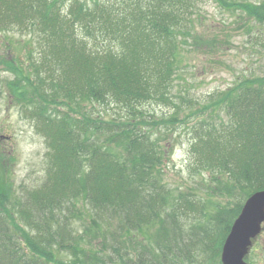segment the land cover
<instances>
[{
	"label": "trees",
	"instance_id": "1",
	"mask_svg": "<svg viewBox=\"0 0 264 264\" xmlns=\"http://www.w3.org/2000/svg\"><path fill=\"white\" fill-rule=\"evenodd\" d=\"M214 1L264 25V0ZM121 2L0 0V31H32L46 52V82L25 50L32 78L7 88L25 104L39 88L43 106L30 109L49 147L40 184L11 194L0 175V264H222L233 220L264 189V73L211 93L185 118L201 113L188 127L201 178L184 189L166 181L169 148L135 108L160 100L176 109L168 87L194 0ZM29 72L20 68L23 81ZM84 101L125 114L83 115Z\"/></svg>",
	"mask_w": 264,
	"mask_h": 264
},
{
	"label": "rangeland",
	"instance_id": "2",
	"mask_svg": "<svg viewBox=\"0 0 264 264\" xmlns=\"http://www.w3.org/2000/svg\"><path fill=\"white\" fill-rule=\"evenodd\" d=\"M119 1L121 0H110L112 4ZM130 1L136 3L140 0H124L119 6L126 9L124 5L129 7ZM190 11L193 30L191 36H185L187 43L180 49L168 87L169 102L175 103L176 109L160 100L146 102L135 108L136 113L140 111L137 118L146 128H152L159 145L162 147L167 144L169 152L164 160L165 179L179 189L193 187L191 185L201 178L199 173L191 172V138L188 132L190 124L195 122L196 117L200 118L201 113L193 118H185L200 110L211 93L237 83L242 76L264 73L263 24L247 19L239 10H226L214 0H194ZM31 32L15 28L0 31V175L11 184V194L23 187L30 188L40 184L45 177L49 159V147L36 126L35 111L30 109L34 101L35 104L40 103L36 109L43 106L39 99V88L32 90L28 86L36 95V100L26 104L21 97L19 100L10 95L7 88L8 81L13 80L14 84L23 88L24 82H30L32 77L27 68L29 61H25L28 59L26 51L32 53L35 62L33 69H39L46 82V52L41 56L39 40ZM193 36L199 39V44L194 42ZM20 68L29 72L27 80L24 76L23 81ZM80 109L83 115H103L109 121L125 114L124 109L116 105L89 101L82 102ZM174 110H178V113L174 114ZM78 115L77 111L75 116ZM222 116L224 114L221 113ZM183 120L187 122L184 123ZM197 192L204 195L201 190ZM81 212L84 213L85 208ZM75 225L79 228V224ZM245 260L248 264H264V223L259 234L252 239Z\"/></svg>",
	"mask_w": 264,
	"mask_h": 264
},
{
	"label": "water",
	"instance_id": "3",
	"mask_svg": "<svg viewBox=\"0 0 264 264\" xmlns=\"http://www.w3.org/2000/svg\"><path fill=\"white\" fill-rule=\"evenodd\" d=\"M264 223V189L253 192L244 201L233 220L220 253L222 264H248L245 256Z\"/></svg>",
	"mask_w": 264,
	"mask_h": 264
}]
</instances>
